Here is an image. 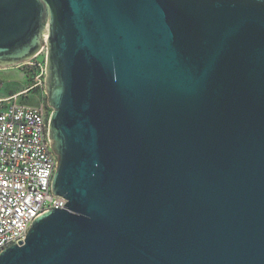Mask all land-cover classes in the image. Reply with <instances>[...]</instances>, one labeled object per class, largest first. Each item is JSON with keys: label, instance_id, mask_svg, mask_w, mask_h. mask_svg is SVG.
I'll list each match as a JSON object with an SVG mask.
<instances>
[{"label": "water", "instance_id": "obj_1", "mask_svg": "<svg viewBox=\"0 0 264 264\" xmlns=\"http://www.w3.org/2000/svg\"><path fill=\"white\" fill-rule=\"evenodd\" d=\"M45 41L67 203L0 264H264V0H0V67Z\"/></svg>", "mask_w": 264, "mask_h": 264}, {"label": "built area", "instance_id": "obj_2", "mask_svg": "<svg viewBox=\"0 0 264 264\" xmlns=\"http://www.w3.org/2000/svg\"><path fill=\"white\" fill-rule=\"evenodd\" d=\"M20 95L0 96V253L24 241L40 214L67 203L51 191L58 156L48 136L49 117Z\"/></svg>", "mask_w": 264, "mask_h": 264}, {"label": "rangeland", "instance_id": "obj_3", "mask_svg": "<svg viewBox=\"0 0 264 264\" xmlns=\"http://www.w3.org/2000/svg\"><path fill=\"white\" fill-rule=\"evenodd\" d=\"M47 45V41H45L41 50L34 57L24 61L19 66L0 67V96L20 93L21 100L24 103L38 108L44 107L47 117H50L53 108L48 102L45 81L47 75ZM39 63H42V66ZM38 77H40L42 83L36 86L40 82V79H37Z\"/></svg>", "mask_w": 264, "mask_h": 264}, {"label": "flooded vegetation", "instance_id": "obj_4", "mask_svg": "<svg viewBox=\"0 0 264 264\" xmlns=\"http://www.w3.org/2000/svg\"><path fill=\"white\" fill-rule=\"evenodd\" d=\"M36 86H37V85H36ZM42 109H43V111H44V112H45V114H46V109H45L44 107H43Z\"/></svg>", "mask_w": 264, "mask_h": 264}, {"label": "trees", "instance_id": "obj_5", "mask_svg": "<svg viewBox=\"0 0 264 264\" xmlns=\"http://www.w3.org/2000/svg\"><path fill=\"white\" fill-rule=\"evenodd\" d=\"M20 100H21V95H20ZM22 101V100H21ZM23 102V101H22Z\"/></svg>", "mask_w": 264, "mask_h": 264}]
</instances>
